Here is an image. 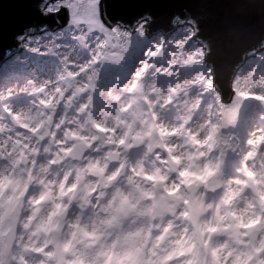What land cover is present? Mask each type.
Returning a JSON list of instances; mask_svg holds the SVG:
<instances>
[{"label":"clouds","instance_id":"clouds-1","mask_svg":"<svg viewBox=\"0 0 264 264\" xmlns=\"http://www.w3.org/2000/svg\"><path fill=\"white\" fill-rule=\"evenodd\" d=\"M11 2L0 264H264V0Z\"/></svg>","mask_w":264,"mask_h":264},{"label":"water","instance_id":"water-1","mask_svg":"<svg viewBox=\"0 0 264 264\" xmlns=\"http://www.w3.org/2000/svg\"><path fill=\"white\" fill-rule=\"evenodd\" d=\"M110 10L113 12H120V9L112 8L110 6ZM0 15L6 20V27L3 33L2 38H0V42L3 43L4 46H7L13 42V37L15 33L19 30V23L21 17H25L29 21L39 20L38 14H36L32 10L21 9L14 2L8 3L5 7L0 10ZM49 20L54 22V18L50 17Z\"/></svg>","mask_w":264,"mask_h":264}]
</instances>
